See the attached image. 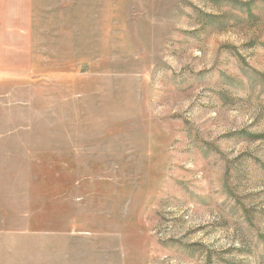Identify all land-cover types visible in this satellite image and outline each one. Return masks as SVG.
Here are the masks:
<instances>
[{
  "label": "rangeland",
  "instance_id": "1",
  "mask_svg": "<svg viewBox=\"0 0 264 264\" xmlns=\"http://www.w3.org/2000/svg\"><path fill=\"white\" fill-rule=\"evenodd\" d=\"M36 5L46 49L0 76V264H264V0Z\"/></svg>",
  "mask_w": 264,
  "mask_h": 264
},
{
  "label": "crops",
  "instance_id": "2",
  "mask_svg": "<svg viewBox=\"0 0 264 264\" xmlns=\"http://www.w3.org/2000/svg\"><path fill=\"white\" fill-rule=\"evenodd\" d=\"M36 7V0H0V76L15 79L30 77L32 39L37 35L40 40L42 34V47L46 49V27L42 31L34 27ZM43 55L45 53L39 65L45 69L46 56ZM45 264H57L56 257Z\"/></svg>",
  "mask_w": 264,
  "mask_h": 264
}]
</instances>
